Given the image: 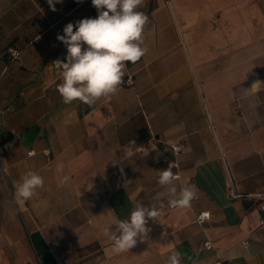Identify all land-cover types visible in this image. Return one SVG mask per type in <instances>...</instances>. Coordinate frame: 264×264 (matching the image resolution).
Returning a JSON list of instances; mask_svg holds the SVG:
<instances>
[{
  "label": "crops",
  "instance_id": "obj_1",
  "mask_svg": "<svg viewBox=\"0 0 264 264\" xmlns=\"http://www.w3.org/2000/svg\"><path fill=\"white\" fill-rule=\"evenodd\" d=\"M55 7L0 0V264H168L173 252L180 264H264V198H230L226 172L237 191L264 193V0H143L147 51L92 106L63 103L55 61L64 26L97 10ZM130 141L127 158L116 149ZM169 167L177 176L161 186ZM29 170L44 185L18 205ZM171 186L194 191L189 207L169 204ZM137 203L163 214L115 254L103 230ZM199 211L210 215L200 224Z\"/></svg>",
  "mask_w": 264,
  "mask_h": 264
},
{
  "label": "clouds",
  "instance_id": "obj_2",
  "mask_svg": "<svg viewBox=\"0 0 264 264\" xmlns=\"http://www.w3.org/2000/svg\"><path fill=\"white\" fill-rule=\"evenodd\" d=\"M76 2L83 3V0ZM47 3L55 12V5L62 4L63 0H47ZM91 3L97 10L95 18H84L75 24L69 22L64 26L63 34L57 35V40L67 49L64 60L55 61L62 76L56 90L64 104L79 100L92 106L101 97L115 94L122 82L126 62L136 63L147 51L142 44L148 17L138 10L143 0H91ZM134 144L130 141L129 145H118L116 150L131 158L135 152L130 145ZM62 168V165L58 166L57 171ZM174 178L169 167L160 171L158 183L170 186ZM43 185L41 175L27 171L16 186L17 204L32 199ZM168 192L169 204L181 208L189 207L195 195L190 187H183L178 192L175 186H171ZM163 207V204L149 207L137 203L128 219L117 220L114 226H105L103 235L111 241L112 252L120 254L132 249L137 244V237L143 239L146 235L148 220H156L162 215ZM180 255L173 252L168 264H180Z\"/></svg>",
  "mask_w": 264,
  "mask_h": 264
},
{
  "label": "built area",
  "instance_id": "obj_3",
  "mask_svg": "<svg viewBox=\"0 0 264 264\" xmlns=\"http://www.w3.org/2000/svg\"><path fill=\"white\" fill-rule=\"evenodd\" d=\"M7 52L9 53V55L16 59L19 56V50L14 48V47H8L7 48ZM132 84V78L130 76H127V78L125 79V85H131ZM182 149V145L179 143H176L174 145H172V152L174 155H178L180 153ZM32 153V152H30ZM45 154H47V151L44 152ZM221 160L225 165V161L223 156H221ZM170 167H176L177 163L175 161H171L169 163ZM226 167V165H225ZM227 172V186H228V194L229 197L232 199H241V198H245V199H253V198H264V193H244V192H239L236 190L232 177L230 175V173L228 172V170L226 169ZM177 176V175H175ZM261 209V211L264 213V203H262L259 207ZM209 213L206 211H199L198 213L195 214L194 217V222L195 223H203L205 221H207L209 219ZM260 226L264 229V218L261 219L260 221ZM244 245H247V242L245 241L243 243ZM203 248L205 249H211L212 248V243L209 240H205L202 244ZM213 264H222L221 261H216Z\"/></svg>",
  "mask_w": 264,
  "mask_h": 264
},
{
  "label": "rangeland",
  "instance_id": "obj_4",
  "mask_svg": "<svg viewBox=\"0 0 264 264\" xmlns=\"http://www.w3.org/2000/svg\"><path fill=\"white\" fill-rule=\"evenodd\" d=\"M37 260V259H36Z\"/></svg>",
  "mask_w": 264,
  "mask_h": 264
}]
</instances>
